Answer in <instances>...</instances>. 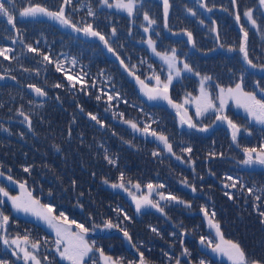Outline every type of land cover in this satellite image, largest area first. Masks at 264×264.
I'll list each match as a JSON object with an SVG mask.
<instances>
[{
    "label": "trees",
    "instance_id": "trees-1",
    "mask_svg": "<svg viewBox=\"0 0 264 264\" xmlns=\"http://www.w3.org/2000/svg\"><path fill=\"white\" fill-rule=\"evenodd\" d=\"M100 1L71 0L63 6L73 24L81 28L91 24L105 36L108 46L98 37L70 31L68 26L41 19L23 20L18 15V10L37 4L57 11L63 0H13L14 8L13 2L6 4L13 9L16 27L9 25L6 17H0V49L9 50L5 53L8 59L0 56V73L13 75L20 87L0 86V171L18 183H25L35 197L58 213L63 212L68 220L87 228L96 223L99 229L109 220L119 224L129 232L131 243L144 252L145 257L162 260L172 255L184 257L187 249V257L195 264L200 261L221 264L203 254L196 256V243L193 248L188 246L189 238L195 242L199 237L209 238L203 233L206 231L201 235L199 230L204 223L205 215L201 211L204 208L208 217L219 223L225 240L239 243L249 258L264 260V224L259 215L264 212V171L246 172L235 168L233 161L240 163L243 158L232 153L236 147L259 149L264 145V130L241 116L235 120L227 116L241 130L236 144L231 142L228 124L218 130H222L225 140L215 134L210 138L194 132L201 124L209 127L215 119L213 115L209 116L211 122L204 118L198 125L195 121L199 127L193 132L178 131L175 116L166 106L150 103L139 91L141 85L136 77L149 86L155 83V76L163 79V70L148 52L137 49L136 46L145 42L147 34L133 26V22L143 26L140 15L154 16L156 28L152 39L159 40V45L164 47L157 49L166 54L175 49L177 57L185 59L193 69V75L184 76L177 87L180 96L189 93L190 83H198L197 77L201 80L205 75L217 83L221 81L219 85L224 87L251 82V90L260 96L254 86L264 67L260 38L252 30L246 46L249 59L256 65L252 67L239 51L242 34L235 26L236 15H242L255 5L257 8L258 4L253 3L257 0H236L235 4L232 0H172L167 20L162 17V6L153 5L151 0H135L138 5L126 18L101 9ZM89 9L94 16L88 15ZM190 12L195 15L190 16ZM256 12H260L258 8ZM206 15L209 19L204 18ZM187 32L192 34V45L188 44ZM205 42L207 44L201 46ZM173 43L177 46H172ZM29 46L37 52L29 51ZM230 48L233 50L229 51ZM133 52L137 53L135 61ZM45 55L51 63L44 60ZM31 84L41 88L48 99L36 101L29 96L26 86ZM56 84L62 87L57 88ZM89 113L97 116L103 127L90 119ZM125 121H132L147 135L155 131L170 137L172 143L178 145L172 149L174 155L181 157L180 164L173 156L144 141L147 139H140ZM145 126H148L147 133L143 131ZM187 147L192 148L191 153L182 151ZM154 152L158 154L153 155ZM213 153L215 155H210ZM105 155L115 163H108ZM24 167H29L30 172H25ZM121 173L128 191L139 184L148 194L147 185L152 184L156 202L163 194L178 197L185 203L162 199L164 211L160 216L155 211L137 216L127 201L128 191L111 187L113 183H121ZM221 184L231 187L235 184V190H226ZM188 204L191 206L187 207ZM212 212H215L214 218ZM125 214L131 219L125 220ZM8 216L12 221L10 212ZM153 228L157 231L153 232ZM13 230L21 233L16 237H29L27 246L38 242V247L46 251L55 245L50 235L30 224L23 223L20 229L17 226ZM106 233L107 242L115 240L122 249L130 243L119 229H107ZM92 240L102 249L97 238ZM7 254L11 256L0 249V260L7 264H24L13 259L12 253ZM124 254L126 252L121 256L123 263L133 261ZM42 258L40 264H61L53 254L44 253ZM94 264H98V260Z\"/></svg>",
    "mask_w": 264,
    "mask_h": 264
},
{
    "label": "snow or ice",
    "instance_id": "snow-or-ice-1",
    "mask_svg": "<svg viewBox=\"0 0 264 264\" xmlns=\"http://www.w3.org/2000/svg\"><path fill=\"white\" fill-rule=\"evenodd\" d=\"M13 2V0H0V17H6L7 23L11 25L13 28L16 27L15 19L16 17L13 14V9H10L6 6L7 3ZM261 6H264V0H259ZM71 0H63L62 6L57 11H52L46 7H43L41 5H30L28 7H24L20 10H18V15L20 18H26V17H37V16H46L50 19L56 20L62 25L71 27L75 32H83L86 36H93L98 37L101 41L105 43L106 46H108V41L106 40L105 36L102 35L99 31H96L93 29V26L91 24L86 25L85 27H77L75 24H73L70 19L66 16L65 8L63 5L70 4ZM101 3L108 6L113 7L112 4L109 3V0H101ZM232 3L235 4L236 0H232ZM117 8L123 9L128 12L129 16L133 14V9L135 7V0H127V3L123 2V0H117V3L115 5ZM204 5H202L203 7ZM15 7L13 2V8ZM168 0H164V10H165V17H167L168 12ZM210 10V9H209ZM195 15V13H192ZM89 16H94L95 13L89 9L88 12ZM243 15L255 26L256 21L253 19V13L252 10L249 9L243 13ZM144 19L148 21L149 25L154 24L155 21L150 19L147 14H145ZM237 22L240 21V15H236ZM113 35L115 34V29L112 30ZM145 31H148L147 28H145ZM241 32L243 33V41L240 45L239 51L243 53L244 60L252 67H256L252 63V61L248 57V52L246 48L247 44V38H248V32L241 27ZM188 36V40L190 43L194 44L192 34L190 32L186 33ZM148 44L150 47H152L153 52L160 56L162 60L165 61V63L168 64L169 67V75L165 81H161L159 76H155L154 79L156 80V86L149 88L144 81L140 80L139 77H136L137 82L141 85V90L145 92V95H147L149 100H157V99H163L168 102L169 105L176 108L178 110V115H180V104H175L171 100V98L168 95L169 86L172 84V81L175 77H179L181 74V69L176 67L177 58L175 55V49L172 50L171 56L168 54H161L159 52H156V49L153 45V41L149 40ZM28 50L31 52H37V49L32 48L31 46L28 47ZM110 52L113 51L111 47L108 48ZM233 49H229V51H232ZM8 49H0V56H3L5 59H8L9 57L5 54ZM44 60L49 61L51 63L52 61L49 60L48 56L43 57ZM123 64V61H121ZM60 66L57 65V71H60ZM183 71L186 72H193V69L188 65L184 64ZM175 74V76L173 75ZM132 74L131 72L129 73ZM195 75H199V73H194ZM3 77H0L2 79ZM69 80L72 79V77H68ZM212 78L210 76H203L201 78V88L200 97H197V108H196V115L203 116L208 111L212 110L217 113L215 116V120L224 122L226 121L229 128L232 129V140L233 142L237 141V134L240 132V128L237 124H235L232 120H230L226 115H221L220 113L223 111L225 107V96L228 98H231L236 101L238 107L244 108L245 112L248 114L249 117H251L253 120H255L256 123L264 125V100H259L256 98L255 94L245 92L243 90L242 84L237 83L235 87H229L227 89L220 88V95L218 99L220 100L219 107H217L213 99L211 98V95L206 91L204 88V82L210 81ZM75 86V85H73ZM30 88H32L37 95L45 96L46 93L36 87L35 85H29ZM55 87L59 88L62 87L60 84H56ZM219 87V85H217ZM97 99L99 100L100 97L98 96ZM112 97H109V100H111ZM83 110V109H81ZM21 115H24L23 112L20 113ZM90 119L96 121V123L101 124L103 127L102 122L97 118V116L93 115L92 113L88 114ZM186 113L181 115V123L187 124L189 128H197V124L192 122L191 117H187ZM27 120L28 117H25ZM126 123L130 124V126L134 129L139 131L137 125L133 123L132 121H125ZM199 131L206 132L208 131L207 127H200L198 129ZM144 132H148V126H145L143 129ZM150 135L156 137L159 141H161L168 152H172V145L169 143L168 138L163 134H157L155 131H152ZM239 146V145H237ZM182 151L191 153L192 148L187 147L185 149H182ZM243 152L245 155V159L242 161L245 165H260L264 166V145H261L259 149L257 148H243ZM158 153H153V155H157ZM174 154V153H173ZM210 155H215L210 154ZM177 159H181V157L177 156ZM105 159L110 164H114L115 161L110 159L107 155H105ZM25 172H30L29 167H24L23 169ZM3 173L0 172V176H2ZM8 179L11 181L12 177L9 176ZM120 181L121 183H113L111 184L112 188H120L125 191H128V189L125 187V184L123 183L124 176L123 173L120 175ZM228 179H232L231 177H228ZM13 183H16L13 181ZM104 183H108L107 180L104 181ZM131 183V181H129ZM73 184H75V181H73ZM163 185H161L162 187ZM19 187L21 189V195L19 196H11L9 193L3 188L0 187V196L6 197L9 201L12 203V208L15 209L17 212H24V213H30L32 215L37 216L40 219H43L50 227H53L56 229L57 234V240L55 241L57 245V252L60 255V258L62 260L69 261V264H84V258L88 255V253L93 251V248L95 246V242L92 244H89V242L85 239L86 234L89 232V229L85 227L82 223H77L75 220H72L69 222L68 217L63 213L60 212L59 216L53 215L54 209L50 205H42L40 204V201L33 197L32 193L28 191L26 188L25 183H20ZM134 187L139 190L140 185L136 184ZM148 189L151 190L153 188L152 184L147 185ZM225 187H228V185H225ZM232 187H235V184L232 185ZM192 191L195 192L196 188L193 186ZM248 191L251 193L252 189H248ZM128 194L132 196L135 204H136V211L139 212L141 208L150 206L153 208H156L158 211L163 212L164 209L159 206L157 202H153L151 199H149L148 196H141L136 197L133 195L132 192L128 191ZM225 195L228 196L229 199H233L231 194L225 192ZM161 199H168L172 201H176L178 203L184 204L185 202L182 200H179L178 197L169 195L168 197H165L163 194H160ZM259 199V197H257ZM4 200L0 199V204H3ZM187 207H190L191 205H186ZM202 212H204L205 217L207 218L209 216V213L207 212V209L202 208ZM259 215L262 217L261 223L264 224V212H259ZM211 217H215V212L211 213ZM10 217L8 215H5L3 211H0V231H7V226L9 224ZM125 220L131 219L126 214L124 216ZM70 225L75 224L76 228L79 230L78 232H70L68 228H65L63 230V233L61 231L60 225ZM209 225L210 227L214 228L216 231V235L219 237L220 243H217L213 245L212 241H208V246L212 248L213 252L220 253L221 255L227 256L228 260L231 262V264H264V260L260 259H251L249 258L243 248L240 246L239 243L233 242L231 240H225L224 236L220 230V225L218 222H214L213 219H209ZM104 227L107 229L116 228L123 232V236L131 243L132 237L130 236L129 232L126 229H123L120 227L119 224H113L110 220L106 221L104 224ZM153 232H156L157 230L155 228L152 229ZM64 235H68L71 237L70 240H65ZM0 239H3V243L5 245H16L17 248L20 249V251L23 252V258L25 261V264H28L29 261H32L33 264H40V261L37 260L36 256L33 255L31 252L28 251L27 247L20 248L21 241L27 245L29 243V237L25 235L24 237L17 236L16 238L9 241V239L5 237H0ZM201 244L205 243V240L203 237H201ZM64 244L63 251L60 250V245ZM31 247L33 249L38 248V242L32 243ZM135 247V245H133ZM100 253V257L104 261V264H123V259H113L111 256H106L102 249H96ZM138 251L139 254V260L138 261H128V264H150V261L145 257L144 252ZM16 255V253H13ZM184 254L187 253V249L184 250ZM0 264H7L6 261L0 260ZM177 264H179V261H177ZM200 264H204V261H200Z\"/></svg>",
    "mask_w": 264,
    "mask_h": 264
},
{
    "label": "rangeland",
    "instance_id": "rangeland-1",
    "mask_svg": "<svg viewBox=\"0 0 264 264\" xmlns=\"http://www.w3.org/2000/svg\"><path fill=\"white\" fill-rule=\"evenodd\" d=\"M151 1L152 2H150V3H153V5H155V6L156 5H159L160 7L162 6L161 7L162 8V17L165 20H167L169 18V16H170V12H171V9H170L171 6H170V4H171V1L172 0H168L169 7H168V12H167V17H165L164 0H151ZM123 2L127 3V0H123ZM109 3L112 4L113 7L110 8V7H108V6H106V5L102 4V3H100V6H101V8L105 9L107 12H110V13H114L115 12V13H118L119 15L124 16L125 18L126 17H129V14H128L127 11H125L123 9H120V8H117L115 6L116 3H117V0H111V1L109 0ZM253 3L254 4H258L257 8L260 11V12H256V9H257L256 8V5L253 8H250L252 10V13H253V19H255V21H256L255 26H253V24L243 14L240 15V21L239 22H237L236 17H235V26H239L240 29H241V26H242L246 31L248 29H250V32H248V38H247V44H246V46L249 43L250 35L252 34V30H253L258 35V37L260 38L259 39L260 40L259 41L260 49H263L264 50V18H263V16H264V6H261L259 0H257V2L255 1ZM137 5L138 4L135 1V7ZM111 11H113V12H111ZM133 11H134V9H133ZM189 15L190 16H193L192 12H190ZM144 16L145 15H140L139 16V19L141 20V23L143 21V26L137 25L135 22H133V26H136L138 29L143 30L147 34V38L145 39V42L141 46H136V47H137V49L140 52H143V53L148 52V54L156 61V63L159 66L162 67L161 69L163 70V75H162L163 76V79H161V81H165L167 79L168 75H169V67H168V64L165 63V61L162 60L160 58V56H157L153 52L152 47H150L149 44H148V41L149 40L153 41V45H154V47L156 49V52H159L161 54H165V52H161L159 49L164 48V47H162V46L159 45V40L152 39V37H155L156 24L154 23V24L149 25L148 21H146L144 19ZM148 16H149L150 19L156 21L155 20L156 18L154 16H150V15H148ZM26 18L27 19L49 20V21L54 22L56 25H62L58 21L53 20V19H50V18H48L46 16L26 17ZM204 18L205 19H209V16L206 15ZM145 28H147L148 31H145ZM259 28H263V30L261 31ZM68 30L73 31V29L71 27H69ZM242 35H243V33H242ZM252 37H255V36L252 35ZM242 41H243V38H242ZM232 42H234V41H232ZM188 44L192 45V43H188ZM206 44H207V42L201 44V46H205ZM172 46H177V45H176V43H173ZM157 47H159V49H157ZM258 53H259V51H258ZM171 54L172 53H168L169 56H171ZM241 54L243 55V53H241ZM132 55H133V61H135L136 58H137V53L133 52ZM175 55H176V58H177L176 67L177 68H180L182 71H181V74H180L179 77H175L173 79L172 84L169 86L168 95L171 98V100L173 101V103L180 104L182 106L181 109L179 110L180 111V115H178V110L176 108L172 107L171 105H169L166 100H163V99L149 100L148 97H147V95H145V92L141 90V86H140L139 87V91H140L142 97L145 100L149 101L150 103L166 105V109L168 111H170V114H172V115L175 116L176 124H177V127L178 128H180V127L182 129L189 128L186 123L184 124L185 126L182 127L183 124L181 123V115H183L184 113L187 114V116L185 118L191 117L193 123H195V121H196L197 124H198V122L199 123H203V119L204 118L206 120H208L209 122H211V120H210L211 118L209 117V115L212 114V113H214L215 116H216L217 113L215 111L210 110L207 113H205L203 116H199V117L196 115V108H197V99L196 98L197 97H200V95H201V92H200V88H201V80H200V77H197V79H198V83L197 84H195L194 82H192L193 84L190 83L189 93L184 94V95H181V96L179 94H177L178 93L177 87L180 86V84H179L180 82H183L182 77L183 76L191 77L193 75V73L192 72L183 71V66H184V64H185L186 61H185V59H180L179 57H177V54H175ZM173 75L175 76L174 73H173ZM258 76H260V77H259L258 80H255V82H256L255 85H254L255 88H256L255 90H258L259 91V94H263L264 95V67L260 70V73L258 74ZM241 84H242L243 90L245 92L253 93V94H255L256 98L259 99L257 97V94L251 90V82L249 83V82L243 81ZM193 85H196V86H193ZM217 85H218V83L215 82V81H212V80L211 81H205L204 82V88L211 95V98L213 99L214 104L217 107H219L220 100L218 99V97L220 95V88H223V87H221V86L217 87ZM154 86H156V80H155V83L154 84L151 83V84H149L148 87L149 88H152ZM231 87L234 88L235 86H231ZM225 89H227V87ZM220 114L221 115H226V116H231L234 120L235 119H238L237 116H241V117L243 116V117H245V120L247 122L250 121V122H252L253 124H255L257 126H260V127H263L264 128V125H261V124L256 123L255 120H253L251 117L248 116V114L245 112L244 108L238 107L236 101L233 100V99H231V98H228L227 96H225V107H224L223 111ZM248 119H249V121H248ZM214 121H215V123L213 125L214 127L217 124V122H220L222 124H227L226 121H224V122L217 121V120H214ZM199 126L204 127V126H202V124L199 125ZM199 126H197V127H199ZM205 127H207L208 130H209V127L208 126H205ZM189 129L191 130V128H189ZM193 129H198V128H193ZM197 131H199V130H197ZM230 131H231L230 133H231V136H232V129L231 128H230ZM200 132H202V131H200ZM208 132L209 131H206L205 133L208 134ZM134 133L140 139H147V140H144V141H149L152 144H154L157 148H159L160 150L165 151L166 153H168L167 156H173L174 159H176L178 161V163L180 164V160L177 159L176 158L177 156H175L173 154L174 153V150L172 149V152L171 153L168 152L167 149L165 148L164 144L161 141H159L156 137H154L152 135H147L145 133H142L140 130L139 131L134 130ZM239 134H240V132L237 134V141L239 139ZM166 137L168 138V136H166ZM182 140L184 142L185 139H182ZM237 141L236 142H233V140L231 138V142L233 144H236ZM236 153H237L236 156L241 155L242 158H243V160L245 159V155H244V152L243 151H241V153H238V152H236ZM234 167L237 168V169H241V171H246V172H258V170L264 171V166H260V165H245L243 163H237V165L235 164ZM262 171H260V172H262ZM13 181H15V180L12 179L10 181L8 179V177L5 174H3L2 176H0V187H3L9 193V195H11V196H19V195H21V189L19 187V183L17 181H15L16 183H13ZM130 191L136 197H137V195H139L140 197L141 196H148L149 199H151L153 202H156L154 200V195L156 194L155 193V189H151V190L148 189V191H149L148 194H145L143 192V190H141L140 188H139V190H137L135 187H132ZM32 195H33V197H35L33 193H32ZM35 198L38 199L37 197H35ZM0 199H3L4 200V203L3 204H0V210H1V207H8V209L10 210L11 216H15V217H18V218H23V219L27 220L28 222H32V223H34L36 225L41 226L44 229V231H46L50 235L54 236L55 239L57 240L56 229L53 228V227H50L48 225V223H46L43 219H40L37 216L32 215L30 213L17 212L15 209L12 208L11 201H9L6 197L0 196ZM127 200H129L130 203H133L134 206H136V204H135L132 196L129 195V197H127ZM161 200L162 199L160 198L157 203L162 208V206H161ZM39 201H40V204L46 205L41 200H39ZM130 207H132V209H133L132 204H131ZM53 209H54L53 215L59 216L58 210L55 209V208H53ZM142 209H146L147 211L146 212H142L141 211ZM141 210L138 212L140 215L148 214V212H150V211H155L158 214V216H160V213H161L156 208H153V207H150V206L143 207V208H141ZM70 221H72V220H69V222ZM60 227H61L62 233H63V230L65 228H68L70 232H78L76 230L77 228H76L75 224L70 225V228H69V225H67V224L60 225ZM88 227H89L88 228L89 229V232L86 234L85 239L88 241V239L90 237H95V238H97V240L100 243V245L103 246L106 243V241H107V237L105 236L106 235V232H107V228L104 227L102 229H99V228H97V224L96 223L94 224L93 227H91V226H88ZM199 227H200V230L201 231H208V232L211 231V233L213 235V238H211V239L209 238V239H207V241H212L213 245H215L217 243H220L219 237L216 235L215 229L212 228V227H210V225H209V219L205 218L204 219V223L201 226H199ZM198 237H199V235H198ZM64 239L65 240H70L71 237L68 236V235H64ZM190 239H192V238H190ZM200 241H201L200 237L199 238H196V243H197L198 247H202V250L204 251V253L207 256H209L211 260L218 261V262H214V263H221L220 261H223V262H226L227 264H231V262L228 260L227 256L221 255L220 253H217V252H213L212 251V248L209 247L206 244V242L204 244H201ZM10 245H11L12 250L20 257V260L25 263L24 258H23V252L20 251V249L17 248L16 245H12V244H10ZM24 247H27L28 251L31 252L33 255L35 254V250L36 249L31 248V245H28L27 246L25 244H22V242H21L20 243V248H24ZM59 247H60V250L63 251L64 244L62 243ZM94 247H98V244L95 243V246ZM113 247H114L113 245H111L110 247H104V251H106V252H104V254L106 256H111L112 257V255L110 254V251L111 250H109V249H112ZM56 249H57V246L54 245L51 248V251H53L57 255V257L59 258V261L62 262L63 264H69V261L62 260L60 258V255H59V253L57 252ZM107 250H109V251H107ZM137 250H138V248L135 249V250H132L131 248H127V251L126 252L129 253L127 255L130 258H133V261L139 260L138 251ZM113 253H114V257H116L117 252L113 251ZM114 257H112V258L113 259H116ZM87 259H88V255L84 258V264H85V262H86ZM99 259H100L99 264H104V261L100 257V253H99ZM147 259H148V261H150V264H168V260L171 261V264H177V261H179V264H195V262L193 260H191L190 258L179 257L178 255L169 256V258H166L167 260L166 259L165 260H162V259H158V258H156L154 260L149 259V258H147ZM29 262H31L33 264L32 261H29Z\"/></svg>",
    "mask_w": 264,
    "mask_h": 264
},
{
    "label": "water",
    "instance_id": "water-1",
    "mask_svg": "<svg viewBox=\"0 0 264 264\" xmlns=\"http://www.w3.org/2000/svg\"><path fill=\"white\" fill-rule=\"evenodd\" d=\"M0 77H3L2 79H0V84H13V85H16V80L10 76H1ZM27 90H28V93L35 99L37 100H44L46 98V96H40V95H37V93L32 89L30 88L29 86L27 87Z\"/></svg>",
    "mask_w": 264,
    "mask_h": 264
},
{
    "label": "flooded vegetation",
    "instance_id": "flooded-vegetation-1",
    "mask_svg": "<svg viewBox=\"0 0 264 264\" xmlns=\"http://www.w3.org/2000/svg\"><path fill=\"white\" fill-rule=\"evenodd\" d=\"M123 254V253H122Z\"/></svg>",
    "mask_w": 264,
    "mask_h": 264
}]
</instances>
